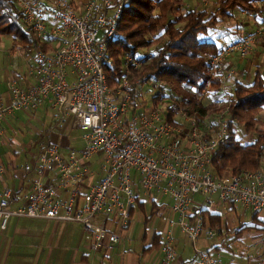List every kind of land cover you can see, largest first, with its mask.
I'll use <instances>...</instances> for the list:
<instances>
[{
    "label": "built area",
    "instance_id": "built-area-1",
    "mask_svg": "<svg viewBox=\"0 0 264 264\" xmlns=\"http://www.w3.org/2000/svg\"><path fill=\"white\" fill-rule=\"evenodd\" d=\"M14 2L21 12L22 29L54 49L45 51L41 44L34 49V86L24 88L16 79L7 81L10 101L0 103V123L8 114L28 110L48 99L63 121L74 117L86 146L81 152L70 150L66 159L56 146L42 149L33 168L31 191L22 204L15 206L11 189L0 191V230L6 231L15 219L77 222L83 227L90 251H112L127 236L139 193L145 198H152L155 191L168 195L172 200L168 212L177 215L178 220L172 222L167 215L162 219L178 226L193 243L204 231V219L194 215L201 207L212 211L220 206L225 210L231 203L244 212L258 215L264 211V163L256 171L223 178L209 170L213 152L227 136L226 117L237 83L228 58L236 54L245 57L264 38V17L254 33L233 41L211 59L220 88L215 117L204 119L203 127L183 110L178 124L168 122L166 110L156 107L134 111L129 77L140 63L131 56L123 60L118 88H110L106 69L113 63L108 43L117 37L130 0ZM94 156H103L102 171L107 175L98 184L88 182L86 192L81 194V182L92 181L87 166ZM54 171L58 172L63 191L73 188L66 201L58 197L50 183L41 181ZM6 174L7 166H0V176ZM197 195L204 196L203 204L195 202ZM206 234L217 236L215 230ZM196 254L195 264H236L219 261L204 250L197 249ZM176 260L174 238L167 233L158 264H173Z\"/></svg>",
    "mask_w": 264,
    "mask_h": 264
},
{
    "label": "trees",
    "instance_id": "trees-1",
    "mask_svg": "<svg viewBox=\"0 0 264 264\" xmlns=\"http://www.w3.org/2000/svg\"><path fill=\"white\" fill-rule=\"evenodd\" d=\"M185 6V0H130L117 37L108 43L113 65L106 69V74L110 88L116 91L124 58H135L140 67L132 70L129 77L134 111L144 87L150 84L156 92L152 98L154 107L162 100H170L165 112L168 122L178 124L176 115L183 110L204 127V119L208 116L214 119L217 112L220 80L211 67V59L223 49L215 41L220 23L233 20L236 13L259 17L264 13V0H218L214 13L206 9H188L184 13ZM2 36L13 37L26 50H34L41 44L47 51L46 43L22 29L21 12L14 0H0ZM153 46L151 55H137L139 50ZM226 118L227 136L212 154L210 172L223 178L242 171H256L264 159V77L260 72L251 85L238 82L233 85V102ZM237 125L256 134L252 142L244 144L237 139ZM199 214L209 218L213 228L221 223L220 216L210 215L208 211Z\"/></svg>",
    "mask_w": 264,
    "mask_h": 264
},
{
    "label": "crops",
    "instance_id": "crops-1",
    "mask_svg": "<svg viewBox=\"0 0 264 264\" xmlns=\"http://www.w3.org/2000/svg\"><path fill=\"white\" fill-rule=\"evenodd\" d=\"M44 1L49 2L50 0ZM263 17L264 13L254 18L257 22L262 20ZM228 36L232 37V42L244 37L235 36L234 31L222 35L223 38ZM226 46H223V48ZM23 49L25 48L23 47ZM52 49H54L53 45L47 46V51ZM262 49H264V40H259L248 57L242 58L236 54L228 58L236 74L239 73L237 77L239 84L251 85L255 81L256 74L260 72ZM153 51L154 49H152ZM21 54L26 58L29 57L26 55V51H21ZM35 58L27 60L30 64L27 65L24 76H17L19 83L24 88L36 84V78L31 75V69L36 67ZM255 67L257 72L252 75ZM12 79L14 78H11V74L7 71L0 75V103L2 104L10 101L6 83ZM69 80L72 82L73 77L69 76ZM73 130L82 133L83 146L79 150L77 149V152H81L86 146L83 138L84 133L76 126L74 117H65L63 121L61 115L55 111L48 99L42 100L38 105L28 110L14 111L8 114L0 123V138L4 139L5 145L10 142L6 138L8 131H12L16 135L15 137L22 135L21 138L30 137V141L33 140L30 148H28L27 143L24 142L27 138L22 140L18 138L15 142L24 151L14 152L13 155L9 154L8 158L0 156V166H7V174L0 176V191L5 187L11 189L16 198V207L22 204L24 197L31 191L33 179L35 178L33 168L42 149L51 145L56 146L61 157L66 159L68 152L71 150L72 142L69 135ZM103 161V156H94L88 161L87 168L92 175V181L84 179L81 182V194L86 192L85 186L88 182L98 184L107 175L105 171H102ZM41 181L42 183H50L60 199L66 201L70 198L73 188L70 187L67 192L61 189L57 171L43 177ZM154 196L156 197L154 198ZM161 196L168 195H165L162 191L153 193L151 217L146 218L145 221L140 214L143 213L142 211L145 212L146 203L142 201L141 197L143 195L139 193L137 203L132 209L131 224L127 236L121 242L123 243L121 249H113V252L105 251V249L98 252L90 251L80 223L46 219H15L6 231L0 230V264H114L115 260L119 261L117 264H158L162 258V243L167 233H172L177 252V260L173 264H195L196 250L200 248L207 249L215 259L222 262L264 264V237L254 239V247H247L245 251H233L230 246L225 244L211 246V239L218 237V234L216 237L211 238L206 233L208 230L218 229L221 223L213 228L209 218L204 219L199 213L208 211L210 215L220 216L221 220V215L218 214V210L221 209L220 206L214 207L212 211H209L206 207H201L199 212L194 213L195 216H201L204 219V231L197 242L193 243L181 232L178 226H171L162 219L163 216L167 215L170 216V221L176 222L178 216L169 214L168 209L170 207L168 208V204L161 200ZM198 196L204 198V196L197 195L194 197L195 202L203 204L204 199L202 202L196 200ZM136 207H139L142 211H138ZM225 231L227 229L222 233ZM156 248L161 249L160 256L157 258L153 253ZM211 252L216 253L214 255Z\"/></svg>",
    "mask_w": 264,
    "mask_h": 264
},
{
    "label": "rangeland",
    "instance_id": "rangeland-1",
    "mask_svg": "<svg viewBox=\"0 0 264 264\" xmlns=\"http://www.w3.org/2000/svg\"><path fill=\"white\" fill-rule=\"evenodd\" d=\"M217 2L218 0H205L204 2L201 0H185V8L183 12L185 13L188 9H197V10H203L206 9L210 13H214L217 9ZM262 22V20L255 21L254 15H249L247 13H236L233 20H223L220 23V26L217 30V33L215 35V41L219 46H225L232 43V37H221V35L227 34V32H233L234 35L238 37L245 36L247 34H252L256 31L258 23ZM261 40H264L262 38ZM255 48V46H253ZM253 48L249 51V53L245 56L248 57L251 53ZM146 50H139L137 55L143 56L146 52L150 55L153 53L152 49H155V46L152 48H147ZM150 50V51H149ZM21 51H26V55L29 57H25L21 54ZM262 58L260 59V73L264 77V49L261 51ZM36 56V50H26L23 49V46L16 42L13 37L11 36H2L0 38V75L3 74L5 71L9 72L11 74V78H14L18 80L19 78L17 76H24V73L27 71V65L30 64L29 58L33 59ZM242 57V56H240ZM242 57V58H245ZM263 59V61H262ZM257 72V68L255 67L252 71V75H255ZM241 74V71H240ZM239 76V73L237 72V77ZM241 76V75H240ZM156 95V92L153 89V86L150 84H147L144 87V94L142 98L137 100V110L139 112H144L146 109H151L154 107L152 98ZM167 96V95H166ZM209 102V101H208ZM207 102V103H208ZM170 103L169 99L162 100L158 103L156 108H158L160 111L167 110L168 105ZM206 103V104H207ZM211 116V115H210ZM263 117V115H261ZM176 120H179V122H182V119L179 116V113L176 115ZM264 129V127H262ZM236 132H237V139L241 140L242 143H250L255 138V133L246 132L245 128L241 125L236 126ZM14 133L12 131L7 132V139L11 142L4 144V139L0 138V156H4L5 158L9 157V154L13 155L14 152H23L21 146L19 144H16L15 140H18V138H21L22 135L15 137ZM27 138V137H25ZM24 137L21 138L25 139ZM70 141L72 142L71 150H79L81 146H83L82 142V133L78 130H73V132L69 135ZM29 141H28V140ZM25 139V143H27L28 148H30V144L33 141H30V137ZM23 144V143H22ZM21 144V145H22ZM20 161V160H19ZM18 161V162H19ZM264 163V162H263ZM156 196H154L155 198ZM161 200L168 204V208L172 206V200L169 196H161ZM142 201L146 203V210L145 212L142 211L139 207H136V209L139 211L141 210L143 213L142 215L143 219L146 221V218L151 217V209H152V198H145L141 197ZM159 199V197H158ZM203 197H196V200L201 201L203 200ZM171 204V205H170ZM218 214L221 215V225L218 229L215 230V232L218 234V237L211 239V246L215 245H221L225 244L226 246H230L233 251H242L246 250L247 247L253 248V240L257 239L258 237L263 238L264 237V211L259 213L254 219V213L251 211H243L242 209L238 208L237 206L232 205L231 203L226 204V209H219ZM138 222V221H137ZM151 222V221H150ZM150 222L148 223L150 225ZM224 233H222L224 230H226ZM221 238V239H220ZM123 243H120L119 245L113 246V249L119 248L121 249V246ZM142 246V244H141ZM200 248V247H199ZM200 250L207 251V249ZM113 252V251H112ZM154 256L157 258L160 256L161 249L156 248L154 249ZM212 253V252H211ZM216 252H213L212 254L215 255ZM213 256V255H212ZM223 256V255H221ZM119 263V261L114 262V264Z\"/></svg>",
    "mask_w": 264,
    "mask_h": 264
}]
</instances>
